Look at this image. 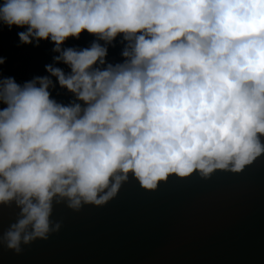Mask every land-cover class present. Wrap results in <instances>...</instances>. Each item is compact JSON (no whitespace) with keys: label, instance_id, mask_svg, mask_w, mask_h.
I'll list each match as a JSON object with an SVG mask.
<instances>
[{"label":"clouds","instance_id":"9594fccd","mask_svg":"<svg viewBox=\"0 0 264 264\" xmlns=\"http://www.w3.org/2000/svg\"><path fill=\"white\" fill-rule=\"evenodd\" d=\"M5 26L25 29L22 43L52 42L69 69L49 64L23 83L0 69V206L19 209L0 246L16 254L59 232L54 205L79 212L130 176L154 191L264 155V0H3ZM85 32L89 46L64 47Z\"/></svg>","mask_w":264,"mask_h":264},{"label":"water","instance_id":"95a60500","mask_svg":"<svg viewBox=\"0 0 264 264\" xmlns=\"http://www.w3.org/2000/svg\"><path fill=\"white\" fill-rule=\"evenodd\" d=\"M19 209L0 206V233ZM47 240L0 246V264H264V155L241 173L171 176L154 191L131 176L104 206L54 205Z\"/></svg>","mask_w":264,"mask_h":264},{"label":"trees","instance_id":"16d2710c","mask_svg":"<svg viewBox=\"0 0 264 264\" xmlns=\"http://www.w3.org/2000/svg\"><path fill=\"white\" fill-rule=\"evenodd\" d=\"M3 0H0L2 3ZM25 29L12 27L11 30L5 26L0 32V57L5 58V63L0 65V69L3 71L4 76L15 77L18 83L31 80L37 76H48L45 66L54 64L56 67L69 71L68 67L63 63H56L54 57L58 53L53 51V43L47 40H41L39 45L33 41L31 44L22 43L17 35L18 32ZM96 39L89 35L87 32L83 33L77 40L70 38L65 42L64 47H87L91 42ZM121 38H117L115 47L109 46L108 61L111 63L121 62V52L124 45L120 42ZM103 43V42H101ZM55 88L50 89L52 97L59 102L69 103L73 96L66 89L61 88L56 83V78L51 77Z\"/></svg>","mask_w":264,"mask_h":264}]
</instances>
